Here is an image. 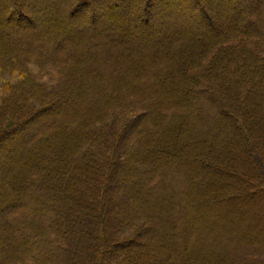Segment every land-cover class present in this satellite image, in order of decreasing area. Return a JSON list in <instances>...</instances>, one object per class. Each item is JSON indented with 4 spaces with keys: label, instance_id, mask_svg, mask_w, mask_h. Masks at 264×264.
<instances>
[{
    "label": "trees",
    "instance_id": "1",
    "mask_svg": "<svg viewBox=\"0 0 264 264\" xmlns=\"http://www.w3.org/2000/svg\"><path fill=\"white\" fill-rule=\"evenodd\" d=\"M254 44L264 0H0V264H264Z\"/></svg>",
    "mask_w": 264,
    "mask_h": 264
},
{
    "label": "rangeland",
    "instance_id": "2",
    "mask_svg": "<svg viewBox=\"0 0 264 264\" xmlns=\"http://www.w3.org/2000/svg\"><path fill=\"white\" fill-rule=\"evenodd\" d=\"M25 2V1H24ZM28 2V1H27ZM26 3V2H25ZM100 3V2H99ZM98 5V4H97ZM96 17H98V14L100 15V11H96ZM106 14L104 13V15H102L101 14V16H102V19H104L105 17H107V16H105ZM100 16V17H101ZM31 17H33V16H31ZM252 48H254L253 50H255V51H257L256 49H258V50H260V51H262L263 49H264V44L263 45H260V44H254V45H252L251 46ZM172 152V151H171ZM184 155V154H183ZM179 157H181V155H179ZM178 157V158H179ZM216 189H219V187L218 188H216ZM249 204L250 203H246L245 205L247 206V211H250V206H249ZM245 205H244V207H245ZM236 219V218H235ZM231 220V223H225L223 220H220V221H218L217 222V224L219 225V227L222 229V230H224V232L223 233H225V234H227V233H229L230 232V230L232 229V223H233V221L234 220H232L231 218H229V221ZM203 225H204V223H203ZM210 226V225H209ZM209 231H213V232H216L217 230H215V228L214 229H212V228H210V230ZM262 237V236H261ZM248 241V240H247ZM249 242H251L252 243V241H249ZM240 243H242V244H246V242L244 243V242H241L240 241ZM250 246H251V244H249Z\"/></svg>",
    "mask_w": 264,
    "mask_h": 264
}]
</instances>
